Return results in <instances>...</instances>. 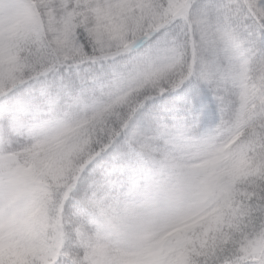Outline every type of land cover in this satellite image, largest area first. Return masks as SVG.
<instances>
[{
  "label": "clouds",
  "instance_id": "9594fccd",
  "mask_svg": "<svg viewBox=\"0 0 264 264\" xmlns=\"http://www.w3.org/2000/svg\"><path fill=\"white\" fill-rule=\"evenodd\" d=\"M76 7L84 12L95 4ZM165 7L157 6L158 23L145 19L129 32L131 47L114 48L108 57L91 31L96 20L85 12L87 24L75 37L81 54L46 76H33L34 52L43 46L55 62L57 33L45 27L39 38L21 40L13 49L24 65L14 74L23 83L0 98V110L21 125L7 151L23 159L25 149L90 122L95 154L80 156L78 175L69 173L67 181L45 175L40 179L47 186L27 180L15 189L0 175L5 217L39 210L49 225L41 227L42 235L51 238L52 225L66 234L53 264H92L86 242L95 244L97 236L112 248L148 249L151 264H181L185 249L188 264H252L240 259L236 241L264 235V15L248 0L231 11L219 10L215 0H191L187 18L165 16ZM39 10L46 19L47 9ZM217 58L237 70L249 62L247 85L255 95L248 124L239 123L240 83L207 76L209 61ZM98 113L103 116L97 121ZM242 146L249 163L246 174H237ZM14 192L19 198L8 206ZM217 212L224 213L218 237L226 232L231 240L213 252L202 242L206 214ZM142 233L152 235L139 240ZM185 239L190 242L178 244Z\"/></svg>",
  "mask_w": 264,
  "mask_h": 264
},
{
  "label": "rangeland",
  "instance_id": "374dc122",
  "mask_svg": "<svg viewBox=\"0 0 264 264\" xmlns=\"http://www.w3.org/2000/svg\"><path fill=\"white\" fill-rule=\"evenodd\" d=\"M188 2L191 4V0H0V28L12 29L8 41L5 39L6 50L0 39V65L7 66L0 68V81L9 79L13 74L12 65L15 66L16 63L13 57L15 46H10L16 43L15 40L19 35L20 28H25L22 31L25 34L33 33L29 30L30 28L38 29L35 34H40V31L44 33L45 27L49 32L57 33L55 38L57 47L53 52L61 61L67 60L81 54L79 48L76 47L75 37L78 35L77 29L87 24L85 12H90L96 20L91 31L100 44L102 52L108 56L115 54L114 48L122 50L131 47L132 41L127 39L129 32H135L145 19L159 22L158 5H166L164 8L165 16L187 18ZM239 2L240 0H215L217 8L222 11H231L232 6L239 4ZM248 2L255 12L264 15V7L259 6V0H248ZM83 3H94L95 7L82 12L76 6ZM48 5H56L57 7H48ZM70 5L76 6L69 7ZM41 7L47 9L44 20L41 19L39 10ZM58 9L60 10L59 16L57 15ZM134 11H136L135 16H133ZM78 17L81 18L79 23H77ZM130 21L136 27L130 29ZM207 76L209 78L230 79L240 83L243 91L239 97V123L241 125L248 124L254 115L249 108V103L255 95L254 91L249 89L247 85L248 79L251 78L249 62L244 61L237 70L221 63L217 58L209 61ZM3 113L4 111L0 110V119ZM102 116L103 113H98L96 120L102 119ZM9 122L13 130H17L21 125V121L15 116H11ZM89 123V121H81L65 127L57 136L30 149L27 157L25 156L23 159L11 151H7L8 148H6L0 130V172L29 164L34 176L44 174L50 175L54 180L63 179L67 181L69 173L78 175L82 166L77 161L81 155L89 156L91 145ZM247 150V146H242V154L235 167L237 174H246L249 163L246 156ZM42 152L43 155H41ZM39 184L47 186V181ZM95 203L99 204V202ZM206 218L208 219L207 228L217 229L219 234L224 227V215L218 219H213L210 215ZM47 220V214L44 213L40 226L46 228ZM151 235L150 233H142L138 234L137 238L147 240L150 239ZM220 238L224 241L231 240V236L226 232ZM101 239L100 236H97L95 244L86 242L92 248V252L86 256V259H91L92 264H113V262L115 264H151L150 257L153 254L148 249L141 247L136 251L129 252L112 248L108 243H101ZM236 243L239 244L244 261L262 264L264 260V235L251 239L245 236L242 241H236Z\"/></svg>",
  "mask_w": 264,
  "mask_h": 264
},
{
  "label": "trees",
  "instance_id": "16d2710c",
  "mask_svg": "<svg viewBox=\"0 0 264 264\" xmlns=\"http://www.w3.org/2000/svg\"><path fill=\"white\" fill-rule=\"evenodd\" d=\"M188 7H190V2H188ZM24 30L25 28H20L19 35L15 40L16 43L12 44L10 47L13 45L15 46L19 41L28 39L33 35L39 38V36L43 34L42 31H40V34H35L38 30L37 28H30L29 30L33 32L30 34L23 33L22 31ZM11 33L12 29L8 30L7 28H0V39L2 40L1 43L5 50L7 49L5 39L8 41ZM34 56L35 64L32 66L34 77L48 75L51 71H54L56 66H58L61 62L55 53L52 52V56L56 57V61L53 62L49 54L44 50L43 46L37 47L34 52ZM13 57L16 61L15 66L12 65L13 74L9 77V79L0 81V98L8 95L19 84L23 83V80L14 75V73H22L24 65L19 62V57L15 52H13ZM10 117L11 116H6L4 112L2 120L0 121L2 136L8 148L11 147L13 143L12 136L16 133V131H13L12 128L9 127ZM29 151L30 149H25L23 156L27 157ZM11 152L21 157V154L13 151ZM94 154L95 153H92L89 149L88 158L91 159ZM0 175L6 176L9 184L14 189L19 184L24 183L27 180L35 181L38 184L45 181L40 179V177L45 176L44 174H40L38 176H34L32 174L29 164L14 167L6 172H0ZM68 189L70 191L71 187ZM66 197L67 193H65V198ZM17 198H19V193L14 192L12 199L8 202V206H11ZM38 211L39 210H37V212L28 213L24 216H19L13 212L6 217L2 214V212H0V264H33V261H36L37 264H53V261H55L57 256L60 254V249L64 246L67 236L58 227V225H52L55 234L51 238L47 237V235H42L40 220L43 215L38 216ZM208 215H210L213 219H218L223 216L224 213L217 212L215 214H206V216ZM204 218L205 217H202L201 219ZM48 227L49 225L47 224V228ZM49 239H51V243H49ZM187 242H190V240L185 239L182 242L178 241V244L182 246L183 243ZM227 242L228 241L222 240L220 236L218 237L217 229L212 230L206 227L203 234L202 246L208 245L212 248L213 252H215L219 245ZM238 250L240 251V248ZM186 253L187 250L185 249L184 253H182L180 257L181 264H188L189 257ZM66 255L70 256V254ZM240 259L244 261L242 256ZM262 264H264V260L262 261Z\"/></svg>",
  "mask_w": 264,
  "mask_h": 264
}]
</instances>
